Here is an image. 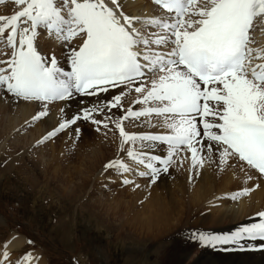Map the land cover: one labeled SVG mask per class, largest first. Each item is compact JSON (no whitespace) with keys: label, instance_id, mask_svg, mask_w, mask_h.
I'll return each instance as SVG.
<instances>
[{"label":"snow or ice","instance_id":"obj_1","mask_svg":"<svg viewBox=\"0 0 264 264\" xmlns=\"http://www.w3.org/2000/svg\"><path fill=\"white\" fill-rule=\"evenodd\" d=\"M5 2L0 0V4ZM12 2L18 10L0 16V55L6 57L0 59V99L40 102L44 109L33 116L40 120L48 115L47 104L52 101L119 89L111 99L62 118L38 143L80 120L97 125V130L99 126L107 129L106 121H111L119 130L121 144L168 146L163 159L126 150L127 157L149 170L139 175L150 173L152 183L184 150L191 154L193 168L218 154L220 165L231 167L238 159L264 176V50L251 46V30L255 19L264 16V0H152L174 14L170 19L126 14L122 0ZM150 28L161 31L149 34ZM45 34L66 49L70 70L62 69L55 53L46 57L38 50L37 41ZM73 41H79L77 46H70ZM132 93L136 94L132 104L143 105L142 109L124 107L125 97ZM112 109L123 114L114 118L109 115ZM153 114L163 118L168 134L125 131V120L138 121ZM73 131L77 136L81 133L78 127ZM111 168L120 173L132 171L118 160L105 165L106 170ZM253 190L245 188L231 198ZM258 217L259 223L223 240L204 234L198 240L213 247L244 237L264 240V212ZM22 259L30 261L31 254Z\"/></svg>","mask_w":264,"mask_h":264},{"label":"bare ground","instance_id":"obj_2","mask_svg":"<svg viewBox=\"0 0 264 264\" xmlns=\"http://www.w3.org/2000/svg\"><path fill=\"white\" fill-rule=\"evenodd\" d=\"M10 1L11 0H7L4 4L0 5L1 16H11L15 13V5L10 4ZM133 1L135 0H122V3L124 4V11L127 12V14L136 16V13H138L141 18H154L152 14H156V12L152 11L153 7L149 3L146 4L143 2L144 4L142 5V1H139L141 2L139 6L138 1V3H134ZM8 13L10 14L8 15ZM258 18L260 19L257 20ZM255 21L256 23L264 22V16L257 17ZM260 25L263 27L260 31L264 30V23ZM37 43L38 49L41 52H43V50L55 51L59 61V65L62 67V69L64 71L70 70L68 61L66 58H64L67 54L65 53L67 52L66 49L63 48L61 50V46L60 49L57 48V46H55L53 42V39L43 36L38 39ZM259 43H255L254 48L257 49L261 47V50H264V39L262 41L259 39ZM74 44L75 42L70 46L74 47ZM63 50L64 53L59 55L58 53L62 52ZM0 59H4V56H2V58L0 57ZM118 91L119 89H111L109 92H101L97 96L76 95L69 101L50 102L47 104V109H49L47 110L48 115L40 120H37V122L33 124L34 129L36 128L35 130H28L26 126L27 123L33 121V116L38 111L44 109L43 104H41L40 102H25L22 100L16 102H4L3 99H0V140H5V138L10 136L11 133L13 136V134L16 132V135L13 137L10 136L12 137V139H9V141H7L5 145L0 148V152L4 151L3 153L5 158H16L14 157V155H16L19 150L24 148L28 149V146L30 144H33L34 142L37 143V139H41L42 135L45 132L48 134L50 131H52L53 128L57 127L62 118L72 116L73 114L80 111V109L84 107H91L98 101L111 99V97ZM135 96L136 94L132 93L130 96L125 97L123 101L125 108L131 106L132 100L135 98ZM140 106L144 107L143 105ZM61 109H64L63 113ZM109 115L113 116L114 118L119 117L121 116V110L112 109ZM96 118L101 120L105 119L104 116H97ZM209 119H211V117H209ZM106 122L110 125L112 124L111 121ZM126 123L127 124H124L123 122L125 131L128 133H131L132 131L134 134L146 133V130H150L148 128L152 129L155 126L157 130L160 129L162 131L165 129L161 124L152 125L148 122H142L141 120L133 121L128 119ZM81 125V121H78L76 125L65 129L60 137H65L66 134H69L70 137L68 138V140H66V142L69 141V144H66V147L64 146V149L74 143H78L80 145L79 152L82 151L85 147L86 150L83 151L85 156L91 158L95 157L93 163L89 164L88 162H86V160L77 161L81 157L80 153L76 154V152L75 156H73V158L71 159L69 157L71 155L69 154V151H65L64 161L74 160V162L76 161L79 164V168L75 167V170L73 172L71 170L72 173L69 172L68 168H62V170L59 169L60 171H57V173L55 172L53 174H48L49 172L47 173L46 170H43L46 166L44 164H41V172L42 175H44L43 184H48V179H46V177H49V179L51 178V180L56 179L58 183L55 184L59 188L55 185L54 186L56 187V189H58V191H62L64 194L66 191H68L69 193H83V191H85V186H87L88 184L86 179L88 177V174L91 173V170L93 168H96L97 170L101 169V167H104L103 171H107L108 169H105V165L110 161L120 160V162L122 163L127 157V155L125 156V147L130 146L128 144H121V138L119 136L118 129H113L112 126H109L108 128L110 129V131H108L106 128H101L99 126V130H97L98 126L91 122L88 124V127L84 130H81V133L77 136L73 129L77 127L79 128V126ZM19 130L21 131L20 133L24 134L17 133V131ZM139 144L141 145V142H139ZM163 146L167 148H164ZM158 148L160 150H168V146L166 144L163 145L157 142L151 144L148 147H141L140 152L144 153L145 158L148 156L160 157V155L157 153ZM44 149L45 148H41L38 150V156L42 155L43 157L44 154H48ZM102 151H105V155L102 154ZM184 151L188 152L187 150ZM49 152L52 153V149ZM109 153L111 155L108 157V161L106 160L101 163L103 160H105V156H108ZM188 156L177 158V165H183L182 168L184 170L180 169L179 171H177L175 173L176 176H174V172L171 171L173 167H176L173 166L167 172H162L159 175L156 182L152 183L153 187L141 185L136 188L137 190L135 189V193H145L147 191H153L152 197L149 198L148 202L146 201V205H144L146 208L145 210L149 214L150 218H148V222L144 225V228L142 230L143 235L147 238H156L159 236L172 237L177 233H183L186 236L190 245L189 250L169 248L163 257L168 264H264V240H250L248 237H244L243 239H239L236 243H227V245H225L224 243V246L216 243V248L219 249V247H221L225 249L224 254H233L223 256H217L214 253L213 247L211 245L205 246L198 240L200 234H204L205 236L210 237L218 236L220 240L223 237L232 236L244 227H250L254 223H259L260 218L258 217V213L264 212V179H262L254 170L249 168L247 165L239 162L238 159L236 161H232V166L228 167L226 165H220L218 154H213L210 159L205 160L203 166L193 168L190 160L191 154L189 157ZM25 159L22 161V165H19V162L17 163L19 166H17L16 164L15 165L17 166V169L21 171L22 168L30 164L29 170L26 171L30 174L31 167L35 166L33 163H36L37 161L36 159L34 160L32 158L26 160ZM99 162L101 164L97 165ZM145 162L147 163L146 160ZM138 166H140V164ZM156 166L161 167V165L159 164H157ZM141 167L142 166H140V168ZM4 169H7V167ZM143 172H149V170L144 167ZM22 173L24 172L21 171V174ZM63 173H67L68 176L70 175L68 184L62 178ZM136 173H140V170L137 169ZM150 175L151 174L149 173L147 176L149 177ZM173 177L175 178V180L171 181ZM249 177H251V179H249ZM34 178H37V175L34 176ZM149 178H151V176ZM146 181L143 182L147 183ZM71 183H73V185H71ZM238 185L240 187H238ZM257 185L258 187H256ZM61 188H64V190H61ZM244 188L254 189L253 191H251L252 194L248 197V199L240 200L239 198L236 200L232 199L230 201L233 194L242 191ZM230 190L235 191V193H229L228 191ZM242 197L246 198V196ZM137 200L140 199H136V201ZM211 205H214L216 209L215 211H211L212 214L206 215V211L204 210V208L207 209V207ZM232 224H236V231ZM227 225L230 226L228 230L213 229L225 227ZM22 245V238L17 237L12 242H9L5 253L13 248H21ZM244 246L245 249L243 248ZM249 252L253 254L238 255L241 253ZM154 254H156V258H158V250H156ZM31 260V264H45L42 257L40 258V256L38 255L35 256L34 254H31Z\"/></svg>","mask_w":264,"mask_h":264},{"label":"rangeland","instance_id":"obj_3","mask_svg":"<svg viewBox=\"0 0 264 264\" xmlns=\"http://www.w3.org/2000/svg\"><path fill=\"white\" fill-rule=\"evenodd\" d=\"M139 1H142V3H138L139 6L140 3L143 5V2H145L144 0ZM134 2L136 3V1ZM10 4H13V2L10 1ZM150 30L151 28L148 30L149 34H151ZM253 32L254 41L259 42V39L261 41L264 39V32L260 31L259 23H256ZM131 106L136 108L133 104H131ZM122 114L121 111V115ZM140 120L152 125L163 124L162 117L157 116L141 117ZM80 121L82 123V125L79 126L81 130L87 128L90 123V121ZM126 121L127 120L124 121V124H127ZM36 122L37 121L33 120L27 123L26 128L28 130H33V124ZM109 126L115 129L114 123L111 125L109 124ZM100 127L103 128L102 126ZM148 129L150 130H146V133L142 134H168L169 131H167L166 128L162 131L160 129L157 130L156 126L152 129ZM107 130L110 131L109 128H107ZM20 132V130L17 131V133ZM62 134V132L58 133L51 139L45 140L43 143H38L39 140L41 141L47 135L45 132L41 139H37V143L34 142L30 144L28 149L24 148L19 150L18 153L14 155L16 158L13 159H11V157L5 158L4 151L0 152V262H2V264H31L30 262L32 260L25 263V261L21 259L25 254L29 253L35 256L38 255L40 258L42 257L45 264H168L163 257L169 248L189 250L190 245L188 239L183 233H177L172 237L159 236L162 238L156 237L157 239L147 238L143 235L142 230L144 225L148 222V218H150L144 205H146L148 199L152 197L153 191L135 193V189L137 185L153 186L152 182H150L151 178H149L151 175L149 177L147 175H140L139 178V173H136L137 169L143 172L141 170H143L144 167L140 165L142 166L140 168V166H138L139 164L137 162L134 163L129 157H126L122 162L129 165L132 169L129 174L120 173L113 168L107 171H103L104 167L97 170L93 168L86 179L88 184L84 188L85 191L81 194L69 193L68 191L64 194L62 191H58L55 187L57 186L55 183H58V181L56 179L51 180L49 177H46V179H48V184H43L44 175H42L41 172V164L46 166V169L44 168L43 170H46L47 173L49 172L48 174L57 173V171L62 170V168H68L69 172H71V170L73 172L75 167L79 166L74 160L64 161L65 151H69V154H71L69 157L71 159L75 156V152L76 154L80 153L81 158L77 161L86 160V162L91 164L95 160V157L91 158L85 156L83 153V151L86 150L85 147L79 152L80 145L78 143H74L64 149L66 144H69V141L66 142V140H68L70 136L66 134L65 139V137H60ZM131 134L134 133L131 131ZM15 135L16 132L13 136ZM10 136H12V133ZM10 136L5 138V140L1 139L4 142L0 140V148L4 146L9 139H12L13 136ZM128 145L130 146H126V150L132 148L138 151L142 147L139 142L135 144L129 142ZM41 148H45L44 150H46L48 154H44L43 157L42 155L38 156V150ZM51 149L52 153L49 152ZM105 151H102V154H104ZM167 151V149H159V154L161 156H167ZM110 153L108 156H105V160L101 163L106 160L108 161V157L112 154ZM188 155L190 156V153L188 154V152L184 151L178 153V156L173 158L175 162L169 169L176 166L171 170L174 172V176H176L175 173L177 171L183 169V165H177V158H183V156L185 157ZM25 158L36 159V163L38 164L37 166L36 163H33L35 166H33L34 168L31 167L30 174L26 172L29 170L30 164H28V166L26 165V168L24 167L25 169L22 168L21 171L24 172L22 174L21 171L17 169V166L22 165V161ZM101 163L99 162L97 165ZM6 167L7 169H4ZM36 175L37 178H34ZM62 178L67 184L69 183L70 175L68 176L67 173H63ZM125 178L132 183L127 185L123 184ZM172 180H175V178L173 177L171 181ZM71 185H73V183H71ZM238 187L240 186L238 185ZM61 190H64V188H61ZM228 192L235 193V191L232 190ZM251 194L252 192L250 191L246 198L242 196L239 198L240 200L248 199ZM136 199L140 200L136 201ZM231 200L232 198L230 201ZM215 209L216 207L214 205L207 207V209L204 208L206 211L205 214L210 215L212 214L211 211H215ZM232 225L236 231V224ZM229 227L230 226L227 225L225 227L213 229L228 230ZM17 237L22 238V247L17 249L13 248L6 252L8 258L5 260L4 254L9 242H12ZM215 237L218 238V236ZM224 238L225 237L220 240ZM29 241H32V243H29ZM219 244L224 246V243ZM156 250H158V258H156V254H154ZM213 251L217 256L233 255L224 254L225 249L221 247L218 249L215 246L213 247ZM251 254L253 253H241L238 255Z\"/></svg>","mask_w":264,"mask_h":264}]
</instances>
